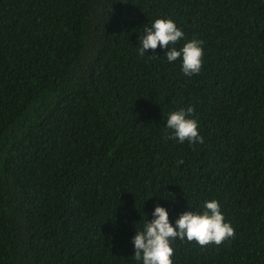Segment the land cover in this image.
<instances>
[{
    "label": "trees",
    "instance_id": "obj_1",
    "mask_svg": "<svg viewBox=\"0 0 264 264\" xmlns=\"http://www.w3.org/2000/svg\"><path fill=\"white\" fill-rule=\"evenodd\" d=\"M156 18L199 74L138 56ZM187 106L202 144L165 138ZM212 199L233 237L173 264H264V0H0V264H137L141 208Z\"/></svg>",
    "mask_w": 264,
    "mask_h": 264
},
{
    "label": "clouds",
    "instance_id": "obj_2",
    "mask_svg": "<svg viewBox=\"0 0 264 264\" xmlns=\"http://www.w3.org/2000/svg\"><path fill=\"white\" fill-rule=\"evenodd\" d=\"M202 43L198 39L186 40L183 30L171 18H156L150 26L144 27L135 48L140 57L148 56V50L151 49L153 55L148 57L158 58L155 50L159 46L164 53L162 60L172 64L179 59L181 73L190 78L201 71ZM193 112L192 106L168 112L164 119V127L168 130L165 138L177 143L187 141L189 144H202L204 140L199 134L197 120L192 118ZM178 163L182 164L183 160ZM141 209V220L135 223L140 227H134L135 234L131 238L134 249L132 258L137 264H173L172 244L176 239L195 241L200 246H206L220 245L234 235V228L225 221L220 204L215 199L204 200L199 210L188 207L172 221L169 219V210L160 204L154 205L150 220Z\"/></svg>",
    "mask_w": 264,
    "mask_h": 264
}]
</instances>
